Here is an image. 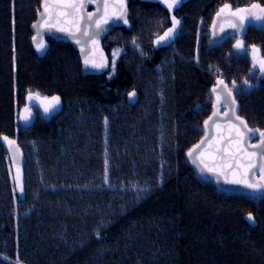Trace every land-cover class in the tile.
Wrapping results in <instances>:
<instances>
[{"label": "trees", "instance_id": "16d2710c", "mask_svg": "<svg viewBox=\"0 0 264 264\" xmlns=\"http://www.w3.org/2000/svg\"><path fill=\"white\" fill-rule=\"evenodd\" d=\"M41 2L0 0V264H264V195L220 190L186 157L217 75L238 114L264 127V74L252 55L264 60V21L219 44L209 33L225 4L264 0H184L173 10L130 0L127 23L104 36L111 62L101 75L86 74L64 40L34 46ZM173 16L177 32L157 43ZM30 93L59 104L45 113L34 103L22 120ZM4 137L25 155L20 189Z\"/></svg>", "mask_w": 264, "mask_h": 264}, {"label": "water", "instance_id": "95a60500", "mask_svg": "<svg viewBox=\"0 0 264 264\" xmlns=\"http://www.w3.org/2000/svg\"><path fill=\"white\" fill-rule=\"evenodd\" d=\"M105 2L114 6L107 9L109 14H111L113 11H121V0H47V3L50 5L49 12L52 15V20L53 22H58L57 28L48 29L36 26L38 21L41 20L40 13L44 10L45 0H43L41 3L40 12L37 15V19L32 24V28L35 32L32 38L34 46L37 47V42L40 41H42L44 45L47 37L64 40L70 43L76 50H78L83 71L86 74H104L110 67L111 62L103 45L104 36L112 28L122 26L124 24V19L127 20L129 15L130 0H123V11L125 12V16L123 18L109 19L107 24H103L101 28H97L95 22L104 14L105 10L103 6ZM64 3H83L84 7L79 11L60 7V5ZM252 4L261 5L257 2ZM252 4L242 8H249ZM261 7L263 6L261 5ZM61 13L67 14L61 15ZM89 13L93 14L91 20L88 19ZM217 13L212 20L209 32L211 42L216 44L222 43L224 40L230 37L240 36L243 33L245 25L248 22L255 21H245L244 27L242 29L230 28L228 26V21L234 20V18L229 16L227 13L217 17ZM59 28H65L68 29V31H60L58 30ZM34 37L36 38L35 40ZM85 58L89 59L90 61L103 64L104 66L96 68L93 67L92 64L86 65ZM218 80H223L224 85H227V88H225L224 85L217 87V82L214 85V87L217 88V91L214 92V94L216 96L219 94V102L217 101V98L214 100L212 111L203 122L204 133L198 142L188 149L186 157L201 178L214 182L220 190L246 194L252 197L263 196L264 189L254 190L246 187L243 184L228 183L225 176L219 174L221 170H224L223 166L225 164L234 162L233 156H235V159L238 160L241 165L244 167L247 166V153H241L238 151V149H241V145H243V148L248 149V152H256L254 159L257 167L253 169L255 172L254 176L249 173L251 181L260 180V164L264 163V161L260 160L261 150L252 148V145L260 144V139H258L259 135H252L248 133L245 130L244 125H242L240 121L236 119V117L238 116L241 118V120L246 122L247 128L249 129L259 128L251 127L248 124L246 118L238 114L237 109L239 107V102L236 99L234 90L231 89L228 82H226L223 78L218 77L217 81ZM228 89L231 90V95L228 94ZM214 111L217 113L215 117H213ZM209 117H213V119L209 120ZM205 121H208L207 126H205ZM260 131L264 132V128ZM9 140L15 141V144L13 145H9L7 142L6 147L12 165L18 169V171L15 172V180L17 187L20 189L22 186V168L25 165V155L16 139L11 138ZM201 141H204L201 148L194 152L192 156H189V151L194 149L196 145H200ZM201 152L204 153L202 158L204 159L205 163L209 164L210 166H217L216 172H210L204 167V164L201 163V157L199 155ZM209 154H211V156ZM244 167L239 169L241 173L244 171ZM17 177H19V179H17ZM231 178L232 175L229 173L227 179Z\"/></svg>", "mask_w": 264, "mask_h": 264}, {"label": "snow or ice", "instance_id": "6c2138e0", "mask_svg": "<svg viewBox=\"0 0 264 264\" xmlns=\"http://www.w3.org/2000/svg\"><path fill=\"white\" fill-rule=\"evenodd\" d=\"M165 3L167 4V7L169 9L174 8L175 6H177L180 3V0H165ZM60 7L63 8H70V9H75L77 11H79L80 9H82L84 7L83 3H64L62 5H60ZM104 14L96 20V27L97 28H101L103 24H107L109 19L112 18H123L125 16V12L123 11L124 9V4H123V0H121L120 3V8L121 11L120 12H115L113 11L111 14L108 13L107 9L109 7H114L113 5H109L107 2H105L104 4ZM49 8L50 5L47 3V0H45L44 3V10L43 12L40 13L41 16V20L38 21L37 23V27H41V28H48V29H52V28H57L58 26V22H53L52 20V15L49 12ZM258 10V11H257ZM227 13L229 16L233 17L234 20H229L228 21V26L230 28H243L245 21L247 20H255V21H264V7H261V5L259 4H252L249 8H238L235 11H231V5L229 4H225L217 13V17H220L221 15ZM67 13H61V15H66ZM93 14L89 13L88 14V19L91 20L92 19ZM124 23H127V20L124 19ZM180 24V21L177 20L175 18V16L172 17V27L169 28L164 34L163 36H160L157 40V43H160L161 41H165L167 39H169L176 31L177 26ZM58 30L60 31H68V29L65 28H59ZM223 30V29H221ZM36 38L34 37V40ZM44 47L43 42H37V49L41 50ZM245 47V45L243 44L242 41H237L235 44V48L237 49H243ZM252 51L254 53L253 56V60L254 63L255 61V52L257 51V49H255V47L252 48ZM85 64H92L93 67L96 68H100L103 67V64H99L96 63L94 61H90L89 59L85 58ZM260 66H261V70L264 71V61L260 62ZM234 83V82H233ZM245 83H247V81H245ZM220 85H224V81L223 80H218L217 81V87ZM225 88H227V85H224ZM213 92L217 91V88H213L212 89ZM228 94L231 95V90L228 89ZM136 94L135 92L129 93L130 97H134ZM29 99H37V100H41L42 106H43V110L45 113L50 112L53 108H55L56 105L59 104V97H51V99H49L48 97H43L41 98L39 96V93L35 94V96H33V94H29ZM219 94H217V101L219 102ZM234 103V101H233ZM217 115V113L214 111L213 113V117H215ZM213 117H209V120H212ZM25 120L28 119V116L24 117ZM237 120L240 121V123L242 125H244L245 130L252 134V135H259V139H260V144L258 145H252L253 149H260L261 150V154H260V160L264 161V132H261L259 129H249L247 128L246 122H244L243 120H241L240 117H236ZM208 125V121H205V126ZM243 135V134H241ZM5 141L8 142L9 145H13L15 144V141H11L8 140L7 137L3 138ZM204 141H201L200 145H196L194 149L190 150L188 155L192 156L194 152H196L198 149L201 148V146L203 145ZM239 152L247 153V166L244 167L243 165H241L239 163L238 160L235 159V156H233V163H229V164H225L223 166L224 170L220 171V175L225 176L226 180L228 183H233V184H243L246 187L250 188V189H254V190H260V189H264V163L260 164V169H261V175H260V180L259 181H251L250 180V176L249 173H251L253 176L255 175V172L253 171V169H255L257 167V164L255 162V156H256V152L252 151V152H248V149L243 148V145H241V149H238ZM201 157V163L204 164V167L207 168L208 171L210 172H216L217 171V166L213 165L210 166L209 164L204 162V159L202 158L204 156V153L201 152L200 154ZM211 156V154H209ZM244 167V171L241 173L239 171L240 168ZM106 172H107V161H106ZM231 173L232 178L231 179H227L228 174ZM242 177V178H241ZM17 179H19V177H17ZM105 179H107V175H105ZM247 219L252 221L253 217L251 215V213L248 214Z\"/></svg>", "mask_w": 264, "mask_h": 264}, {"label": "rangeland", "instance_id": "374dc122", "mask_svg": "<svg viewBox=\"0 0 264 264\" xmlns=\"http://www.w3.org/2000/svg\"><path fill=\"white\" fill-rule=\"evenodd\" d=\"M43 1V0H42ZM156 1H160L161 3H163L166 7H167V4L165 3V0H156ZM182 1H184V0H180V3L182 2ZM42 3V2H41ZM180 3L178 4V5H180ZM177 5V6H178ZM177 6H175V7H177ZM174 7V8H175ZM41 8V7H40ZM174 8H172V9H170V10H173ZM231 10H233V9H231ZM235 11V10H234ZM37 19V18H36ZM177 29H178V26H177ZM177 29H176V31H175V33L177 32ZM210 32V31H209ZM175 33L169 38V39H167V40H165V41H161V42H163V43H165V42H167V41H169L174 35H175ZM239 41H241V40H239ZM45 43H46V40H45ZM45 43H44V45H45ZM252 55L254 56V53H253V51H252ZM254 61V60H253ZM255 63H254V66L261 72V73H263L264 74V71H262L261 70V66H260V62L261 61H264L262 58H261V55H260V52L257 50L256 52H255ZM218 77H220V78H222L220 75H217V79H218ZM36 94V93H35ZM35 94H33V96H35ZM41 98H43V97H41ZM49 98H51V97H49ZM37 104V105H39L42 109H43V106H42V103H41V100H37V99H31L30 101H28V103L20 110V113H19V116H20V119H22V120H25L24 119V117L25 116H28V119H29V114L30 115H32L33 116V114H34V106H33V104ZM26 107H28V108H26Z\"/></svg>", "mask_w": 264, "mask_h": 264}, {"label": "flooded vegetation", "instance_id": "af4514ba", "mask_svg": "<svg viewBox=\"0 0 264 264\" xmlns=\"http://www.w3.org/2000/svg\"><path fill=\"white\" fill-rule=\"evenodd\" d=\"M29 117L32 118L33 116L29 114ZM258 128H259V127H258ZM263 128H264V127H263ZM263 128H259V129L261 130V129H263ZM258 139H259V137H258Z\"/></svg>", "mask_w": 264, "mask_h": 264}]
</instances>
